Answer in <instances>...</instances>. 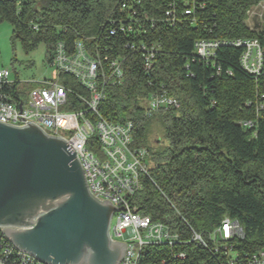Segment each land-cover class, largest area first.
Segmentation results:
<instances>
[{"label":"trees","instance_id":"1","mask_svg":"<svg viewBox=\"0 0 264 264\" xmlns=\"http://www.w3.org/2000/svg\"><path fill=\"white\" fill-rule=\"evenodd\" d=\"M256 1L41 0L37 5L34 0H0V22H9L12 37L27 49L43 43L52 55L56 43L63 42L72 54L74 42L81 40L93 54L125 56L124 81L106 87L97 111L112 123L132 121L131 147L147 148L152 165V181L141 177L134 205L140 214L168 225L180 241L144 246L138 264H247L253 254L264 252V110L257 108L264 105V56L260 72L251 73L240 63L243 48L230 44L259 36L264 49L263 30L249 29L244 21ZM121 3L124 11H119ZM120 21L131 31L110 34ZM31 23L38 29H31ZM201 38L224 43L203 59L194 51ZM141 42L155 53L149 78L141 67V51L128 49ZM60 82L73 92L64 108L85 109L74 93L88 92L65 73ZM160 89L179 107L146 118L144 101ZM158 118L166 141L154 149L146 144V128ZM224 217L241 228L227 241L228 249L189 241L188 228L206 239Z\"/></svg>","mask_w":264,"mask_h":264},{"label":"built area","instance_id":"2","mask_svg":"<svg viewBox=\"0 0 264 264\" xmlns=\"http://www.w3.org/2000/svg\"><path fill=\"white\" fill-rule=\"evenodd\" d=\"M125 7L121 3L119 11H124ZM249 8H256L261 13L254 15L256 19L253 25H246L249 29L263 30L264 37V0L256 1ZM185 13H189V10H185ZM125 24L126 21H120L109 33L131 31L130 26ZM30 27L38 29L36 23H31ZM223 43L213 38L197 39L194 51L199 57L209 59ZM230 44L243 48L240 63L245 70L260 72L264 49L259 36L236 38ZM128 49L141 51V67L149 78L155 55L153 49L144 42L138 47L131 44ZM48 61L56 71L55 76L35 84L29 82L34 85L30 88H27L28 82L17 78L10 80V70L0 65V121L17 127L25 126L28 121L45 134L66 141L74 149L82 166L90 194L98 201L107 199L117 208L123 206L124 209L115 208L109 228L111 240L125 242V251L119 264H138L140 253L148 244L171 246L180 242L178 233H172L168 225L153 220L151 215L140 214L134 205L133 198L142 188L141 177L152 181L149 173L152 165L148 162L147 148L131 147L132 121L112 123L102 118L97 111L98 105L106 97V87L118 86L124 81L125 56L100 55L97 50L93 54L83 41L77 40L72 54L66 52L63 42H57ZM61 73L72 76L88 92L86 96L74 93L85 109L64 108L70 104L68 98L73 92L60 82ZM144 103L146 118L161 110L179 107L178 100L163 89L146 98ZM257 108L264 110V105ZM86 112L94 115L95 119ZM243 125H250V122H244ZM89 141L93 143V148L88 147ZM2 230L3 227H0V264H44L13 246ZM188 230L190 242L203 246L211 242L223 249L229 248L227 241L230 238L241 233L238 223L228 217H224L221 226L212 229L206 239L193 228ZM175 256L182 258L184 255L178 253ZM247 264H264V252L253 254Z\"/></svg>","mask_w":264,"mask_h":264},{"label":"water","instance_id":"3","mask_svg":"<svg viewBox=\"0 0 264 264\" xmlns=\"http://www.w3.org/2000/svg\"><path fill=\"white\" fill-rule=\"evenodd\" d=\"M115 208L90 194L66 141L28 121H0V227L18 250L44 264H119L125 242L109 237Z\"/></svg>","mask_w":264,"mask_h":264},{"label":"rangeland","instance_id":"4","mask_svg":"<svg viewBox=\"0 0 264 264\" xmlns=\"http://www.w3.org/2000/svg\"><path fill=\"white\" fill-rule=\"evenodd\" d=\"M34 1L39 5L41 0ZM259 13L261 12L256 8H249L245 12V23L248 26L253 25V21L256 19L254 15ZM12 36V25L7 21H1L0 65L10 70V80L17 78L19 81L28 82L27 88H30L31 85L34 86L33 84L44 78L55 76L56 71L48 63V59L52 55L46 51L45 44L40 43L34 49H27L20 40ZM165 141L162 121L159 118L149 120L146 128V144L154 149H159Z\"/></svg>","mask_w":264,"mask_h":264}]
</instances>
